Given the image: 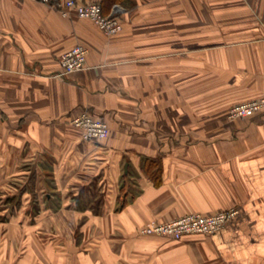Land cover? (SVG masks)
<instances>
[{"label":"crops","instance_id":"obj_1","mask_svg":"<svg viewBox=\"0 0 264 264\" xmlns=\"http://www.w3.org/2000/svg\"><path fill=\"white\" fill-rule=\"evenodd\" d=\"M64 1L0 0V264H264V108L229 117L264 97V0H134L112 36ZM75 45L86 68L58 76ZM235 208L213 235L140 234Z\"/></svg>","mask_w":264,"mask_h":264},{"label":"built area","instance_id":"obj_2","mask_svg":"<svg viewBox=\"0 0 264 264\" xmlns=\"http://www.w3.org/2000/svg\"><path fill=\"white\" fill-rule=\"evenodd\" d=\"M102 5L95 1L65 0L62 4L63 16L74 14L79 19L89 20L103 33L112 36L123 30V24L113 14L105 15ZM88 49L75 45L60 56L61 71L58 76L79 72L87 66ZM264 108V97L248 100L233 105L229 117L239 118L249 116ZM70 124L82 131L85 140L100 141L109 134L108 124L88 111L75 116ZM238 211L230 209L212 215L190 213L166 223L149 222L140 229V234L146 236H166L180 239L185 235H213L234 217Z\"/></svg>","mask_w":264,"mask_h":264},{"label":"trees","instance_id":"obj_3","mask_svg":"<svg viewBox=\"0 0 264 264\" xmlns=\"http://www.w3.org/2000/svg\"><path fill=\"white\" fill-rule=\"evenodd\" d=\"M95 2H99L102 6V12L105 15H110L112 13V9L115 5H121L127 8H130L134 5V0H97ZM115 17H117L120 22L123 24L121 18L117 14H113ZM78 18V17H77ZM124 28V25H123ZM97 117V116H96ZM99 118V117H98ZM121 197V196H120ZM125 202L120 203V207L124 205Z\"/></svg>","mask_w":264,"mask_h":264}]
</instances>
